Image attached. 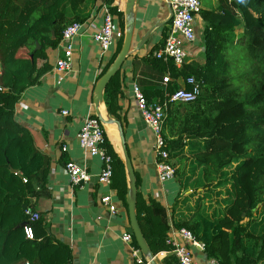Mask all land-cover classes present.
I'll return each mask as SVG.
<instances>
[{"label":"trees","instance_id":"trees-1","mask_svg":"<svg viewBox=\"0 0 264 264\" xmlns=\"http://www.w3.org/2000/svg\"><path fill=\"white\" fill-rule=\"evenodd\" d=\"M60 1L0 0V264L71 263L70 249L55 245L40 221L32 224L35 240L25 237V211L33 209L30 199L46 182L50 161L15 120L22 94L50 68L46 51L59 46L67 26L86 21L69 19L65 9L76 13L95 0H66L60 13L52 14ZM219 2L218 11L201 13L204 62L182 71L172 67L175 82L169 93L179 89V78L203 82L198 101L171 105L164 126L169 161L182 186L172 209L174 227L190 230L205 245L207 258L218 264H264V0ZM113 14L117 51L103 75L124 42V14L117 9ZM152 53L143 60L145 75H155L156 83L141 89L149 103H157L166 99L167 67ZM121 71L105 91L108 113L116 120ZM107 148L124 172L108 139ZM137 217L152 254L167 250L165 209L153 201L143 209L138 195Z\"/></svg>","mask_w":264,"mask_h":264},{"label":"crops","instance_id":"crops-1","mask_svg":"<svg viewBox=\"0 0 264 264\" xmlns=\"http://www.w3.org/2000/svg\"><path fill=\"white\" fill-rule=\"evenodd\" d=\"M65 1L61 0L51 13H60ZM103 3L121 4L125 11L126 0H95L88 7H81L76 13L69 8L65 9L69 19L78 16L86 18L87 22L75 40L72 68L66 74H59L55 65L63 55L62 48L58 46L48 49L46 59L50 68L36 85L22 94L16 105L15 120L31 135L36 149L50 161L46 182L42 186L38 185L35 196L30 199L33 210L41 215L40 222L47 237L55 245H65L70 249V264H137L130 247L122 240L124 233L133 234L127 205L129 185L126 167L123 172L114 164L113 185H101V159L88 156L80 147L77 138L84 120L89 115L97 114L95 88L117 51L115 46L102 57L94 41V35L103 23L100 12ZM202 5L203 10L218 11L220 2L208 0V6L203 1ZM124 11L122 13L125 20ZM170 19L171 13L165 0H137L133 53L122 68V75L117 83L122 88V95L116 98L120 117L117 121L121 123L124 131L142 208L148 207L153 201L165 209L169 226L167 235L178 230L174 227L172 209L181 195L182 186L176 177L165 183L159 180V159L153 149L150 130L137 109L132 85L137 83L143 89L147 83H156L155 75H145L146 65L143 59L151 51L160 48ZM196 27L202 39L205 23L201 15L196 19ZM241 30L239 28L236 33L240 34ZM150 33V46L136 51L144 37ZM202 62L204 55L197 61ZM105 110L108 113L106 104L101 105L102 116H105ZM64 111L68 115H63ZM109 126L107 139L123 161L119 131L116 126ZM64 147L67 148L66 152H63ZM68 162L86 167L90 180L73 186L65 171ZM106 196H111L113 203L117 205L116 215L111 214L108 207L101 203ZM192 250L197 264H210L205 253ZM154 257L158 264H178L168 246L167 250Z\"/></svg>","mask_w":264,"mask_h":264},{"label":"built area","instance_id":"built-area-1","mask_svg":"<svg viewBox=\"0 0 264 264\" xmlns=\"http://www.w3.org/2000/svg\"><path fill=\"white\" fill-rule=\"evenodd\" d=\"M171 13L169 27L159 49L153 51L152 56L162 61L166 67L162 85L166 89V99L163 102L149 103L141 87L137 83L132 85V94L136 102L142 120L147 124L152 141L153 149L158 156L159 180L162 183L171 181L176 177V168L169 161L167 142L164 138V126L168 118V111L171 105H186L198 101L203 92V82L194 76L179 78L176 83L179 89L173 93L168 88L175 82L172 75V67L182 71L197 61L205 54V35H201L196 27V19L203 11L202 0H165ZM113 9L123 12L121 4L111 5L103 3L100 9L102 14V26L94 35V41L98 46L101 56L104 57L117 46L119 29L115 24ZM84 23H73L67 26L59 43L63 55L56 62L55 69L59 74H66L72 68L75 40L80 35ZM1 76V64H0ZM4 88L0 85V92ZM63 115H68L64 111ZM78 143L83 151L90 157L101 159L103 167L99 176V183L106 187L113 185L114 159L107 148V126L101 122L97 115H89L83 122ZM67 148H63L66 152ZM65 171L73 186H78L90 180L86 167L74 162L65 165ZM26 183L27 180H24ZM101 203L108 207L111 214L118 213L117 205L113 203L111 196L103 197ZM27 223L24 226V234L27 240H35L32 224L41 220L39 212L33 209L25 211ZM123 242L131 249V255L137 264H149L143 254L136 246L134 235L130 232L124 233ZM166 244L170 252L176 258L178 264H197L192 249L205 253V245L198 241L193 233L187 229L174 230L167 235ZM29 264V263H25ZM210 264H218L210 260Z\"/></svg>","mask_w":264,"mask_h":264},{"label":"water","instance_id":"water-1","mask_svg":"<svg viewBox=\"0 0 264 264\" xmlns=\"http://www.w3.org/2000/svg\"><path fill=\"white\" fill-rule=\"evenodd\" d=\"M137 0H126L125 5V33H124V42L120 53L118 54L114 63L110 66L107 72L102 76L95 88V106L97 111V116L105 126L113 125L116 126L119 131L118 139L120 140V151L122 153L123 162L126 167V173L128 176V193H127V205L129 211V219L131 229L135 241L140 248L144 258L149 264H158L155 257L153 256L149 244L143 234L141 226L137 217V199H138V189L137 181L135 176V171L132 166L131 159L129 157L126 139L124 136V131L122 125L116 119L111 118L107 111L105 110V116H102L100 107L105 105V91L111 80L116 76V74L122 70L125 62L133 53V40L135 35V7ZM169 22V21H168ZM151 33L146 35L142 40L141 45L136 48V51H140L143 47H148L152 43L150 39Z\"/></svg>","mask_w":264,"mask_h":264},{"label":"rangeland","instance_id":"rangeland-1","mask_svg":"<svg viewBox=\"0 0 264 264\" xmlns=\"http://www.w3.org/2000/svg\"><path fill=\"white\" fill-rule=\"evenodd\" d=\"M203 1V3L206 5V6H208V0H202ZM157 50V49H156ZM258 216H259V214H258Z\"/></svg>","mask_w":264,"mask_h":264},{"label":"bare ground","instance_id":"bare-ground-1","mask_svg":"<svg viewBox=\"0 0 264 264\" xmlns=\"http://www.w3.org/2000/svg\"><path fill=\"white\" fill-rule=\"evenodd\" d=\"M107 128H108V131H110V126H108Z\"/></svg>","mask_w":264,"mask_h":264}]
</instances>
